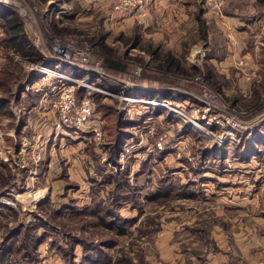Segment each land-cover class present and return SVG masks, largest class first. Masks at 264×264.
Listing matches in <instances>:
<instances>
[{
  "label": "rangeland",
  "instance_id": "obj_1",
  "mask_svg": "<svg viewBox=\"0 0 264 264\" xmlns=\"http://www.w3.org/2000/svg\"><path fill=\"white\" fill-rule=\"evenodd\" d=\"M226 4L264 14L255 0H222V19L197 6L169 42L149 5L129 15L112 0H0L22 26L15 39L0 18L9 264H204L223 213L253 223L264 211V30L237 54ZM60 75L76 106L89 103L81 128L54 108Z\"/></svg>",
  "mask_w": 264,
  "mask_h": 264
},
{
  "label": "crops",
  "instance_id": "obj_2",
  "mask_svg": "<svg viewBox=\"0 0 264 264\" xmlns=\"http://www.w3.org/2000/svg\"><path fill=\"white\" fill-rule=\"evenodd\" d=\"M255 3L264 5V0H255ZM227 4L225 5V15L233 26L232 32L237 40L236 49L238 50V54L244 49L246 38L249 34L257 35L258 37L261 31L264 30V14L260 11L258 12L256 6L251 4V13L246 18L238 11L240 10L238 7L233 11H229ZM148 5L150 10L155 11L160 17L154 21L157 25L156 30H159L161 35L164 34L162 37L165 36L169 42L180 41L185 33V25L190 26L193 23L195 24L196 18L194 13L197 6H200V10L205 9L203 7L204 0H149ZM200 10L199 12H201ZM145 18L140 17L139 19ZM203 18L205 24L210 22L211 17L207 12H204ZM151 24V28H154L152 22ZM147 31H149V28ZM148 35L151 36L152 33ZM53 93L54 91H52ZM42 131H47V129H42ZM230 201L226 200V204ZM243 214V210L240 209H237L233 215L223 213V216L229 219L228 226L226 225L225 229L217 226L213 234L219 252L217 255L207 257L204 264H239L237 257L244 264L264 259V211L260 210L259 216L252 217L255 220L253 223L236 219L238 215L241 216Z\"/></svg>",
  "mask_w": 264,
  "mask_h": 264
},
{
  "label": "built area",
  "instance_id": "obj_3",
  "mask_svg": "<svg viewBox=\"0 0 264 264\" xmlns=\"http://www.w3.org/2000/svg\"><path fill=\"white\" fill-rule=\"evenodd\" d=\"M116 9H126L129 14H144L149 0H112ZM213 3V4H212ZM204 5L208 6L212 13L219 19H222L224 13L222 11V0H204ZM66 50V49H65ZM65 56V55H64ZM69 57L68 55H66ZM63 59V58H62ZM61 59V60H62ZM66 59V57H65ZM63 59L62 61H66ZM57 67V66H55ZM51 71V70H50ZM59 77V76H58ZM55 92V109H58L60 120L67 126L81 128L85 123H88V116L91 109L86 99H83L79 106H76L74 88L71 80L68 82L62 75ZM96 127H92L91 130L96 132ZM96 135L98 133L96 132Z\"/></svg>",
  "mask_w": 264,
  "mask_h": 264
},
{
  "label": "trees",
  "instance_id": "obj_4",
  "mask_svg": "<svg viewBox=\"0 0 264 264\" xmlns=\"http://www.w3.org/2000/svg\"><path fill=\"white\" fill-rule=\"evenodd\" d=\"M42 1H46V0H42ZM2 17L4 19V23H5L6 27L13 32L12 37L15 36V39L20 38L19 34L22 33L21 32L22 31L21 30L22 26H21V21L17 17V15L14 14V13H11L8 9H0V18H2ZM131 39L133 41L132 42L133 44H137L138 40H137L136 37L131 38ZM164 63H167L168 66H174V67L175 66L177 67L179 65L178 59L175 60L174 57H172V56L167 57L164 60ZM108 65L110 66L111 62H109ZM4 106H5V101L3 99H0V114L3 113V109L5 110ZM249 152H252V150L249 151ZM13 235H15V232H13L12 236ZM12 236H10V237H12ZM7 254L8 253H6L5 250L0 251V264H9V262L6 260Z\"/></svg>",
  "mask_w": 264,
  "mask_h": 264
},
{
  "label": "bare ground",
  "instance_id": "obj_5",
  "mask_svg": "<svg viewBox=\"0 0 264 264\" xmlns=\"http://www.w3.org/2000/svg\"><path fill=\"white\" fill-rule=\"evenodd\" d=\"M66 51H67V50H64V54H65ZM64 54H63V55H64ZM65 56H66V55H65ZM48 71H50V70H48Z\"/></svg>",
  "mask_w": 264,
  "mask_h": 264
}]
</instances>
